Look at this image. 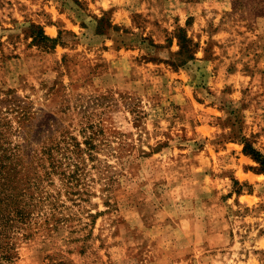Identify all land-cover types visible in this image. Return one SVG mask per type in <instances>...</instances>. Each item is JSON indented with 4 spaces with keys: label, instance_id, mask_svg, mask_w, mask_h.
I'll return each instance as SVG.
<instances>
[{
    "label": "rangeland",
    "instance_id": "rangeland-1",
    "mask_svg": "<svg viewBox=\"0 0 264 264\" xmlns=\"http://www.w3.org/2000/svg\"><path fill=\"white\" fill-rule=\"evenodd\" d=\"M0 148V264H264V0H0Z\"/></svg>",
    "mask_w": 264,
    "mask_h": 264
},
{
    "label": "trees",
    "instance_id": "trees-1",
    "mask_svg": "<svg viewBox=\"0 0 264 264\" xmlns=\"http://www.w3.org/2000/svg\"><path fill=\"white\" fill-rule=\"evenodd\" d=\"M44 39L51 43L56 42V40H52L47 36H44ZM76 152L79 155L82 150L78 149ZM11 160L13 158L8 156V150L0 148V250L5 238L16 226H29L32 223L36 217L34 215L36 205L41 201L38 198L39 195L37 196L41 187L39 184V182H42L41 177L35 174L37 177L35 176L32 181V169L19 167L21 166L20 163H14ZM63 166V162L54 163L52 161L50 164L51 171H47L48 176L59 173V169ZM75 166V169L69 172L64 170L61 176L69 189L80 188L79 192L68 193L72 199L78 196L74 199V202L78 203L84 197V183L81 177L83 169L79 163Z\"/></svg>",
    "mask_w": 264,
    "mask_h": 264
}]
</instances>
